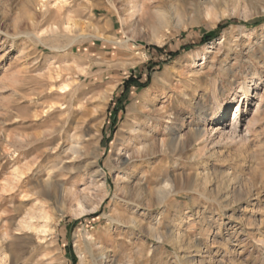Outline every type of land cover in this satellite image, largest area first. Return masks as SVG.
<instances>
[{"label":"rangeland","instance_id":"obj_1","mask_svg":"<svg viewBox=\"0 0 264 264\" xmlns=\"http://www.w3.org/2000/svg\"><path fill=\"white\" fill-rule=\"evenodd\" d=\"M234 98L232 142L204 120ZM170 126L184 149L160 153ZM168 178L171 201L135 200ZM77 247L83 264H264V0H0V261L82 264Z\"/></svg>","mask_w":264,"mask_h":264},{"label":"bare ground","instance_id":"obj_2","mask_svg":"<svg viewBox=\"0 0 264 264\" xmlns=\"http://www.w3.org/2000/svg\"><path fill=\"white\" fill-rule=\"evenodd\" d=\"M62 90H65L64 88H61ZM248 91L250 90V88H248L247 89ZM61 93V92H60ZM235 101V98L234 99H232L231 100V102H228V103H226V106H222L221 108H220V110H219V113H218V115H211V117H209V119H206V120H204L205 122H209V123H211V126H213V127H215V126H218L217 128H213V127H211L210 128V132H213L214 130L215 131H217V133H219L220 134V136H222V137H225L226 139H230L232 142L233 141H235V140H240V137L236 134L237 133V128H238V125H239V123H240V117H239V113L240 112H242V105H240V103H236V102H234ZM232 102H234V104L233 105H231L232 104ZM227 106L229 107V106H232L231 107V109L232 108H234V110L232 111V113H231V119H230V121H228V119H227V117H228V115H230V114H228L227 113V111H228V108H227ZM201 110H199V112H200ZM225 125V126H224ZM168 131H169V133H170V135H171V140H170V142H169V144L167 145V144H165L164 143V141H161L160 143H159V141H157L159 144H158V148H159V152L160 153H163L166 149L167 150H169V151H171V152H175V151H182L183 149H184V146H185V143L181 140V137H177V132L175 131V129H174V127H172V126H170V127H168ZM137 133V132H136ZM141 134H142V132H141ZM143 135H145V134H143ZM207 135H209V133H208V131L205 129V130H203V131H196V132H194L193 134H192V137H191V139H192V142L193 141H198V140H200V139H203L205 136H207ZM82 137V136H81ZM83 139V138H82ZM151 139V138H150ZM81 140V139H80ZM153 143H154V141H153ZM142 145H144V144H142ZM152 145H154V144H152ZM151 145V146H152ZM157 145V144H156ZM150 146V147H151ZM81 147V146H80ZM135 147V146H134ZM154 147V146H153ZM153 147H151V148H149V147H145V146H142V147H139V148H137V149H135L136 151L135 152H132V158H136L137 160L138 159H143V158H145V157H148V156H150V155H153L154 154V152H155V149L153 148ZM167 147V148H166ZM71 149V148H70ZM79 149L80 148H78V147H73V151H72V154H77L78 153V151H79ZM82 151V150H81ZM80 152V151H79ZM71 153V152H70ZM165 153V152H164ZM76 156V155H75ZM204 156H207V153L205 152V153H202L201 154V157H204ZM211 157H215V155L214 154H212V155H210ZM73 158V157H72ZM74 158H76L77 159V157H74ZM135 159V160H136ZM73 160H75V159H73ZM94 175V177H97L98 176V173H95V174H93ZM50 177H51V175H49L48 176V178H47V180L44 182V190H45V192L47 193V194H49V192L50 191H53V186H52V183H51V181H50ZM202 179H203V182L204 183H206L207 181H208V179H209V177L206 175V174H204L203 176H202ZM198 176H196L194 179H188V180H186V182H184L183 181V185L184 186H189L190 187V185L191 184H193V185H196V184H198ZM142 181L144 182L145 181V183H149L150 181H151V178H146V177H142ZM173 182H175L174 180H169V178L168 179H165V180H161V182H159V185H158V187H156V189H154V190H150V191H148V193H146L145 192V190H143L141 187H138L137 188V192H135V194L137 193V195H136V197H135V200H139V196L140 195H142V196H144V197H147V196H149V198H150V200H152V198H153V200H155L156 201V203L157 204H162V203H167L168 201H171L172 200V198L174 197V195L175 194H178L179 192H180V190H181V187H179V186H177V184L176 183H174V185H173ZM143 184V183H142ZM179 184V183H178ZM181 184V183H180ZM191 188V187H190ZM185 189V188H184ZM125 190H126V188H125ZM55 192V191H54ZM130 192V191H129ZM51 193V192H50ZM45 196V195H44ZM49 196V195H48ZM51 196V195H50ZM142 196H141V198H142ZM149 198H148V201H149ZM135 200H133V201H135ZM132 201V202H133ZM136 202V201H135ZM151 202V201H150ZM149 202V203H150ZM43 205V204H42ZM42 205H41V207H42ZM45 207V206H44ZM151 207V206H150ZM157 207V206H156ZM43 208V207H42ZM42 211V210H41ZM46 211V210H45ZM35 213H32L30 216H29V219H27V220H24V221H22L21 223H20V228H25V229H29L30 228V226H32V224H31V221H34L33 219H35ZM38 217L40 218L39 219V221L42 219V220H45L46 222H47V220H49L51 217L48 215V213L47 212H41V213H39V215H38ZM120 217V216H119ZM37 218V217H36ZM116 220H117V218H116ZM122 220V219H121ZM120 220V221H121ZM124 221V220H123ZM117 222V221H116ZM119 222V221H118ZM120 223V222H119ZM125 223H126V221H125ZM118 224V223H117ZM123 225V224H122ZM38 231L40 232V233H43V234H45V233H47V231H48V225H46V223L44 224L43 223V225H40V227H39V229H38ZM89 248H91V247H89ZM77 251L76 252H78L77 254H79V256H80V262L83 264L84 262H85V260H84V256H82V250L79 248V247H77V249H76ZM87 250V249H86ZM89 250V249H88ZM92 250V249H91ZM96 250V249H95ZM103 250V249H102ZM98 251V250H97ZM100 251H101V249H100ZM99 251V252H100ZM99 252L98 253H96V252H94L95 254H97V257H94V253L93 252H91V251H89L88 253H89V256L91 257V259H92V262H93V264H97V262H99L100 261V259H99ZM104 251H102L101 253H103ZM103 255H104V253H103ZM102 258H103V256H102ZM0 264H7V258H6V256L4 255V256H1V261H0Z\"/></svg>","mask_w":264,"mask_h":264},{"label":"trees","instance_id":"obj_3","mask_svg":"<svg viewBox=\"0 0 264 264\" xmlns=\"http://www.w3.org/2000/svg\"><path fill=\"white\" fill-rule=\"evenodd\" d=\"M234 22V21H232ZM229 23H221L217 26V28L212 31L209 32L207 34L204 35L203 39L201 40V43H206L211 41L212 39L215 38V36L217 35V33H219L223 28L227 27ZM245 26L247 27H252V26H256L258 25V21H252L249 23H243ZM154 50H156L157 52H162V49L159 48H154ZM177 55V53H173L170 52L167 54V57H169V59L171 60L172 58H174ZM151 71V70H150ZM149 77H150V73L147 74V79L145 83H139L137 80L135 79H130L128 81H125L121 87V92L120 95L115 99V104L113 107L109 108V113L112 114V124L111 127L112 129L115 128L116 125V121H117V115L119 112H123L124 111V105L128 99L129 93H130V89L132 87L136 88V89H142L145 88L149 82ZM93 218V217H92ZM72 262H75V258H71Z\"/></svg>","mask_w":264,"mask_h":264}]
</instances>
